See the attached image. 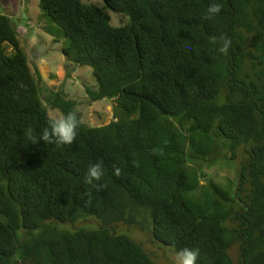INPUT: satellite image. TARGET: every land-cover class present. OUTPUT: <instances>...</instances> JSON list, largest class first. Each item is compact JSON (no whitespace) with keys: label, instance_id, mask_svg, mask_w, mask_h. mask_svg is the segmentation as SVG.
I'll use <instances>...</instances> for the list:
<instances>
[{"label":"trees","instance_id":"obj_1","mask_svg":"<svg viewBox=\"0 0 264 264\" xmlns=\"http://www.w3.org/2000/svg\"><path fill=\"white\" fill-rule=\"evenodd\" d=\"M103 1L130 23L113 27L102 7L83 0H39L70 42L66 59L92 68L91 100L117 107L108 125L83 122L63 147L25 135L31 127L38 136L50 112L0 11V264H157L117 224L152 229L175 252L199 249L197 264H264V0ZM213 2L221 11L206 19ZM221 36L232 41L227 54L218 51ZM54 99L56 110L80 118L75 102ZM243 156L237 194L202 186L189 166ZM98 160L101 191L84 182ZM92 217L100 229L18 236Z\"/></svg>","mask_w":264,"mask_h":264},{"label":"rangeland","instance_id":"obj_2","mask_svg":"<svg viewBox=\"0 0 264 264\" xmlns=\"http://www.w3.org/2000/svg\"><path fill=\"white\" fill-rule=\"evenodd\" d=\"M83 2L102 7L106 14L111 17L113 27L118 28L130 23V18L125 14L114 13L105 9L103 0H83ZM0 11L12 19V24L21 42L20 46L29 60L30 68L40 88L39 97L43 105L49 110V115L59 116L63 114L54 107V96L60 95L67 101L75 102L80 118L88 126L101 127L108 125L115 116L116 104L112 100H99L96 102L91 100L87 88L92 91L98 89V83L93 76L92 68H79V66L66 59L64 50L70 45V42L64 37L61 28L40 10L39 0H6ZM35 28L40 29L43 40L39 38ZM8 51L11 53L12 49L8 48ZM36 57L46 59L50 67L48 66L49 68L46 69V66H44L41 71L38 68L39 60ZM41 72L44 75L46 74L47 80L42 78ZM118 114L124 115L122 110ZM225 160H220L216 164L196 161L195 164L191 163L189 166L192 171H196L200 175L202 186L214 182L220 189L227 190L231 188L235 191L237 189L235 183H239V169L245 157H240L235 161ZM196 195H202L200 189ZM100 226L101 223L96 217L80 220L76 225L47 222L41 230L32 234L20 230L18 236L22 242H26L32 237L40 235L46 229L57 233L75 232L82 229L94 230L100 229ZM113 228L116 233L129 236L139 242L145 252L157 264H174L176 252L171 247L159 242L152 229L151 231L147 229L144 231L138 227H128L121 224H117ZM231 255L234 261L238 262L240 258L239 245L233 247Z\"/></svg>","mask_w":264,"mask_h":264},{"label":"clouds","instance_id":"obj_3","mask_svg":"<svg viewBox=\"0 0 264 264\" xmlns=\"http://www.w3.org/2000/svg\"><path fill=\"white\" fill-rule=\"evenodd\" d=\"M222 5L219 3H211L207 9L206 19H211L216 14L220 13ZM212 43L217 42L216 37H212ZM222 45L218 48L221 54H227L231 47L232 41L225 36L219 37ZM83 123L75 111L61 114L59 116L50 115L48 126L44 127L38 136L33 135V129L29 127L25 131V135L29 137L32 143L42 141L45 145H56L57 147L69 146L73 144L78 135V129ZM113 175L119 177L121 169L113 166ZM105 178V165L103 160L89 165L84 176V182L91 186L96 191H101L107 188ZM85 196L89 193H85ZM199 249L184 247L176 252L174 264H197Z\"/></svg>","mask_w":264,"mask_h":264},{"label":"crops","instance_id":"obj_4","mask_svg":"<svg viewBox=\"0 0 264 264\" xmlns=\"http://www.w3.org/2000/svg\"><path fill=\"white\" fill-rule=\"evenodd\" d=\"M8 10H9V8H8ZM2 14H4L3 12H1ZM35 31L38 33V36H39V38L40 39H44L43 38V34L40 32V29L39 28H35ZM36 41V40H35ZM56 41V40H55ZM33 47V46H32ZM37 58V60H39L38 61V65H39V69L42 71V67H44V66H46V69H48L50 66H49V64H48V62H47V60L46 59H40V58H38V57H36ZM49 66V67H48ZM40 72V71H39ZM41 74V76H42V78H44V80H47V78H46V74L44 75V73L43 72H41L40 73Z\"/></svg>","mask_w":264,"mask_h":264},{"label":"water","instance_id":"obj_5","mask_svg":"<svg viewBox=\"0 0 264 264\" xmlns=\"http://www.w3.org/2000/svg\"><path fill=\"white\" fill-rule=\"evenodd\" d=\"M240 180H241V179H240ZM240 185H241V181H239L238 186H237V189L235 190V193H236V194L238 193V189H240Z\"/></svg>","mask_w":264,"mask_h":264}]
</instances>
